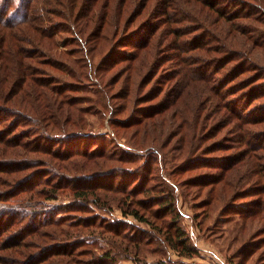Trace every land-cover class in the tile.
<instances>
[{"label":"trees","instance_id":"trees-1","mask_svg":"<svg viewBox=\"0 0 264 264\" xmlns=\"http://www.w3.org/2000/svg\"><path fill=\"white\" fill-rule=\"evenodd\" d=\"M150 1L0 0V235H8L7 246H17L16 252L22 254L21 264H97L78 257L80 253L91 255L87 248H83L84 252L78 250L86 242L77 240L82 233H88L86 238L94 241V236L104 238L107 232L111 237H127L130 232L132 239H128L135 243L139 255L140 245L151 237L145 238L148 231L140 226H131L124 219H112L100 213L101 210L112 211L113 203L122 214L132 213L145 224L151 221L145 212L161 218L171 215L170 221L175 222L169 223L173 235L167 237L168 242L181 255L197 253L198 249L187 241L184 230L177 226L181 212L176 208L175 186L212 184L215 187L220 184L222 190H219L226 193L229 184L234 186V174L228 172L233 168L239 174V185L259 195L251 206L264 210V198L260 196L264 193V165L260 162L262 154L256 150L264 148V135L252 127L264 123V103L254 104L264 96V68L229 84L254 66L255 62L248 61L251 51L243 36L252 29L248 28L254 26L252 23L258 21L264 25V19L259 16L264 15V9L256 0H229V5L234 3L233 10L224 8L222 0H155L154 4ZM184 2L189 5L191 2L193 8L195 5L207 13L205 16L197 13L196 17ZM205 7L208 9L204 12ZM148 15L160 16L157 17L159 23L163 21L167 26L161 30L156 21L144 22ZM54 17L60 19L56 24ZM184 21L187 23L179 25ZM228 23H232L231 26L219 30ZM198 29L201 32H197ZM59 31L67 33L63 45L77 43L80 46L77 51L82 52V56L68 60L66 55L70 51L55 52L62 46ZM172 34L174 38L168 42L167 35ZM188 34H192L191 38L180 39ZM209 40L219 42L214 46L224 53L215 69L208 63L190 64L180 55L177 59L180 69L174 74L182 89L186 76L187 84L203 79L204 83L195 88L199 93L197 120L208 109V115L220 116L211 131L219 132L234 123L229 130L231 138H227L234 142L213 141L210 147L204 146L208 148L206 153L228 151L236 147V142L245 146L239 152L213 160L195 158L203 155L195 152L199 143L195 131L192 135L189 132L188 126L193 123L188 117L178 144L167 150L169 142L163 138L162 118L154 120L155 115L164 112L168 103L165 99L140 110L139 114L113 117L114 113L130 109L137 101L149 102L160 95L152 88L146 93L139 90L155 76L165 61L162 55L166 51L174 50L172 56H177L179 52L206 49ZM121 46L130 49L118 51ZM95 59L99 64L96 69ZM120 61L127 63L113 82L106 84L115 86L120 82L109 97L97 71L109 69ZM223 67L225 70L220 77L219 68ZM54 69L61 73L56 74ZM82 90H90L94 95L87 98L80 94ZM112 97L123 102L114 107ZM168 97L169 93L166 99ZM86 101L89 106L82 104ZM105 111L112 114L111 125L127 130L126 133L136 126L131 138L141 133L142 140L129 139L132 144L123 146L115 130L113 133L83 132L90 125V115ZM11 114L16 115L13 120H9ZM19 125L25 128L18 130ZM150 140L160 143L161 153L155 146H138ZM163 156L168 157L171 177L196 167L217 168L218 171L210 172L207 178L188 177L190 179L184 182L175 180L173 183L163 173ZM194 158L200 159L199 162ZM243 158L248 164L244 171L241 165L235 166ZM121 162L133 166L118 164ZM155 179L160 184L150 183ZM63 195L69 200L66 205H63L65 201H52ZM78 209L86 213L79 219L72 215ZM256 211L250 210L248 216L252 217ZM85 228L88 231L83 232ZM135 232L138 234L133 235ZM74 233L75 241L68 242L66 235ZM28 235L33 239L31 242L25 239ZM17 237L21 239L18 241ZM111 240L115 246H120L116 239ZM251 244L242 245L237 253L240 255ZM30 245L38 246L39 251L30 254L26 251ZM114 245L101 258L114 260ZM125 248L130 249L128 245ZM2 258L7 264L19 262L10 256ZM160 263L166 264L165 261Z\"/></svg>","mask_w":264,"mask_h":264},{"label":"rangeland","instance_id":"rangeland-1","mask_svg":"<svg viewBox=\"0 0 264 264\" xmlns=\"http://www.w3.org/2000/svg\"><path fill=\"white\" fill-rule=\"evenodd\" d=\"M231 1V0H230ZM244 1V0H243ZM253 1V0H252ZM255 1V0H254ZM153 4L156 2L155 0H151ZM229 0H222V3L224 4V8L232 9L233 10V4L229 5ZM255 2H258L259 5L264 9V0H256ZM187 4L186 2H184ZM221 3V1L219 2ZM241 4L244 5L242 2ZM190 7V13H197L200 16H205L207 12H205L208 8H204L203 13L197 6L193 4L190 5L187 4ZM59 7V6H58ZM250 8V7H249ZM260 8V7H259ZM247 9V8H246ZM264 19V15L260 14ZM126 17V16H125ZM160 16H153L151 18V15L146 16V19L144 22L148 20H151L152 22L156 21ZM130 18V17H129ZM128 18V19H129ZM142 18V17H141ZM203 18V17H202ZM140 19H137V21ZM60 19L57 17H54V24L58 23ZM128 21V20H127ZM247 21V20H244ZM142 22V24L144 23ZM129 23V22H128ZM187 22L184 21L179 25H184ZM191 23V22H188ZM194 23V22H192ZM197 23V22H196ZM160 29L162 30L167 25L165 22L161 21L160 23ZM198 24V23H197ZM196 24V25H197ZM232 23L226 24V26H221L219 30H224L228 28V26H231ZM254 26H248V28H252L247 31V33L243 36L244 41L246 42V46L249 48L250 52V60H248L250 63H253L254 66H251V70H247L244 73L240 74L238 76L236 81H229V84L237 83V81L244 80L245 77H248V75H251L254 70H260L264 68V25L261 23L254 22L252 23ZM134 25L130 26L133 27ZM218 26V25H215ZM233 27V25H232ZM194 32V31H193ZM197 32H201L200 29L197 30ZM67 33L65 31H59L58 37L61 38V45L59 49L62 51H70L71 53L66 55V58L68 60H72L75 57H80L83 54L82 52L77 51L78 48H80L77 43H70L67 44V46H64V40L63 37L66 36ZM174 34L167 35L168 42L171 41ZM192 34L188 35H182L180 37L181 40H185L187 38H191ZM218 44L219 42L209 40L205 48H198L194 49L189 52L178 53L177 56L174 55V50L166 51L162 58L165 59L163 61L161 67L157 70L155 73V76L152 78V80L148 81L143 87L140 88V92L146 93L149 91V89L152 88V90L160 92L159 96L153 100H149V102L137 101L134 105L131 104L130 109H125L124 111L120 113H114L113 117H128L129 115H132L134 113L139 114L140 110L149 107V105L160 103L163 99L167 100L168 103L164 108V112L159 115H155L154 120L161 119L160 122L164 123V128L162 131L163 138L168 140V147L166 149L168 150L169 147L178 144V140L180 139V134L184 132V122L186 117L189 118V121L193 123L192 126L189 127V132L192 135V132L195 131V137L196 142L199 143L198 149L195 151L197 154H202L203 156L196 155L195 158L198 156L199 158L204 159H217L219 157L225 156V154L229 153H237L239 152V149H242L245 146H242V144H239L236 142V147H233L232 149L228 151H217V152H210V154L206 153L208 148H204V146H209L213 141H227V142H234L231 138L230 129L234 123H230L228 126H225L221 130L218 131H211V126L216 123L215 121L219 119V114H214L213 116L211 114L208 115V109L203 111L201 114V117L199 120L196 119L197 117V110L198 108V101H199V93L196 92V85L204 83L203 79H198L197 81L193 80L190 81L189 84H187V80L189 79L187 76L184 77V83L185 87L182 89L179 83V78L175 76L174 72L178 71L179 64L177 63V59H179L180 55L185 56L187 61L190 64H204L207 63L210 65L211 68L215 69L218 64H220V59H222L223 51L219 52L218 47H215L214 45ZM130 48L127 49V46H121L119 47L118 51H127ZM90 55V54H89ZM172 58V59H171ZM97 59V58H96ZM95 59V69L99 65L98 60ZM207 60V62L205 61ZM193 62V63H192ZM126 61H120L114 66H112L109 69H104L99 72L97 71V75L99 79L102 81V85L105 86V90H107V95L110 97L114 91H116L119 88L120 82L116 84L115 86L111 85L108 86L106 84H110L113 82V80L119 75L120 69H123L126 65ZM221 73L219 72L220 77H222L223 72L225 70V67L219 68ZM54 72L56 74H60L61 70L56 71L54 69ZM149 73V72H148ZM148 75V74H147ZM226 82V81H225ZM228 83H226L227 85ZM78 92V91H77ZM79 93V92H78ZM167 93H169V97H167ZM183 93V94H181ZM198 93V96H197ZM80 94H83L87 98L92 97L94 93L89 90V92L81 91ZM198 97V99H197ZM112 104L115 106H119V103L123 102L122 99H114L113 97L110 98ZM187 100V102H186ZM262 104L264 103V96L258 98L255 100L254 104ZM85 106H89L90 103L88 101L82 103ZM182 111H186L182 112ZM131 113V114H130ZM184 115V117H182ZM211 115V116H210ZM11 118L9 120H13L16 115L11 114ZM112 114L108 112H103L101 114L97 115H90V125L89 127L84 130L85 133H90L91 131L93 133H113L117 131L119 133L118 137L116 138L120 141V144L126 146L127 144L131 145V141H135V138H139L142 140L141 133L135 134L134 138H131V131L136 128H131L128 133L124 131L123 128H118L116 125H111V118ZM186 126V127H187ZM195 126V127H194ZM254 130L257 133H261L264 135V123H256L252 126ZM18 130L21 128H25L23 125H19ZM158 129V128H157ZM160 129V128H159ZM181 129V130H180ZM115 130V131H114ZM213 130V129H212ZM158 131V130H157ZM179 132V133H177ZM216 133V134H214ZM214 134L213 136H211ZM201 136V138L199 137ZM199 137V139H198ZM131 141H130V140ZM130 141V142H129ZM110 143V142H109ZM144 144V145H141ZM138 145L139 147H149L155 146L160 150L161 153V145L159 142L150 140L146 141L145 143H141ZM136 146V147H138ZM204 148V149H201ZM142 149V148H141ZM257 152L262 154L260 157V162L264 165V148H257ZM146 151V150H145ZM143 151V152H145ZM33 155H39L43 156L41 153H33ZM161 157V156H160ZM166 158L163 156V166H164V174L168 175L170 180L175 182V180H178L179 182H184V180L188 177L194 178H205L206 175L210 174V172L215 173L218 171L217 168H208V167H196L194 169H190L186 172H181V174H174L173 177H171L168 173H170L171 167H169L170 163L166 161ZM195 162H199L200 159H195ZM192 159V158H191ZM164 160L166 164H164ZM194 162V163H195ZM121 165H125L127 167H132L133 164L130 163H118ZM241 165V170L244 171L248 164L246 162V159H241L240 162L236 163V168ZM229 174H234L233 177V187L229 186L230 189L228 192L224 193L221 192L219 189L222 190V187L220 184H216L215 187H212L211 185H201L200 187L198 185H177L175 186V193H176V208L179 212H181V215L178 217L177 226H180L185 233V237L187 241L192 244L196 249H198L197 253H194L192 255H181L174 247V245L170 242H168L169 236H172V232L169 230L172 227V224L175 222H171L170 218L171 215H167L163 218L156 217L152 215L150 212H145V215L149 217L151 220L149 223H144L139 218L135 217L132 213L122 214L121 209L117 207L116 203H113L114 209L112 211H105L101 210V214H103L106 217H111L112 219H124L127 223L136 225L135 227H142L148 232H145V238L151 237L147 240L144 239L142 244L140 245L139 255L136 254V245L134 242L130 241L131 238L125 235L117 236L113 235L112 237L109 235L110 232H107L105 235L107 237H98V235L94 236L96 238L94 241L87 239L86 237L89 236L88 233H82L79 235L77 240H85L86 242L83 243L84 245H81L78 249L79 251L84 252V249L87 248L91 252V255L87 253L82 254L80 253L78 255L79 259L85 258L86 260L89 259V261H93L97 264H161L160 261H165L166 264H264V210L259 209V207H253L254 201L256 200L257 196L254 194L253 190H247L244 186H240V180L239 174L237 173V170L235 172V169H231L228 171ZM200 178V179H201ZM207 178V177H206ZM190 179V178H188ZM199 179V178H198ZM170 181V182H171ZM246 183V180H243ZM173 182V183H174ZM264 182V181H263ZM150 183L154 184H160V181L158 179L151 180ZM196 183V182H194ZM255 184V183H254ZM247 185V184H246ZM240 186V187H239ZM252 186V184L250 185ZM123 196H125L123 194ZM260 196H263L264 193H261ZM60 200V201H59ZM54 202H64L66 205L68 198L66 195H63L60 197V199H54L52 200ZM63 205L61 207H63ZM246 207H249L246 209ZM94 209V208H93ZM253 209V211H256V214L252 217L248 216L251 212L250 210ZM96 211V209L94 210ZM142 212V210H140ZM250 212V213H249ZM86 213L82 212L81 210L75 211L72 215L77 217H83ZM87 216V215H86ZM91 218V217H90ZM175 217H172V219ZM172 223V224H169ZM132 226V225H131ZM83 232L88 231V229H83ZM140 232V231H138ZM81 233V232H79ZM138 233L135 232L133 235H137ZM74 234L66 235L68 242L72 243V240H74ZM109 235V236H108ZM112 235V234H111ZM8 236V235H6ZM6 236L0 235V264H7V262L3 261L2 256L5 257H13L16 259V261H19L17 264H21V258L22 254H18L16 252L17 246H7L6 242ZM65 236V237H66ZM4 238V239H1ZM64 238V237H63ZM93 238V239H94ZM100 238V239H98ZM18 241L21 239L17 237ZM26 240H33L30 235H28ZM24 239V240H25ZM92 239V238H91ZM111 239H116L118 243H121L120 246H115L114 242ZM125 239V240H124ZM132 239V238H131ZM173 239V237H172ZM134 240V239H133ZM75 241V240H74ZM5 243V245H2ZM252 243V244H251ZM251 244V246L244 248L243 252L239 255L237 252L239 248L243 245ZM15 245V244H13ZM115 246L113 250V256L114 260L111 258H101L104 257L106 252L109 251V248H112L111 246ZM129 246V250L125 248V246ZM84 248V249H83ZM43 249V248H42ZM41 250V249H40ZM26 251H28L30 254L34 253L35 251H39L38 246H32L26 247ZM91 256V257H90ZM15 264V263H14ZM38 264H48V262L44 263H38Z\"/></svg>","mask_w":264,"mask_h":264}]
</instances>
